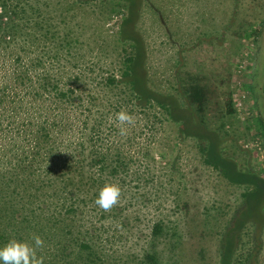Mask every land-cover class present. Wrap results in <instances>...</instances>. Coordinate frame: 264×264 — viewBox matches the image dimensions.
Segmentation results:
<instances>
[{"label": "trees", "instance_id": "1", "mask_svg": "<svg viewBox=\"0 0 264 264\" xmlns=\"http://www.w3.org/2000/svg\"><path fill=\"white\" fill-rule=\"evenodd\" d=\"M146 1L0 0V245L12 238L34 243L38 235L42 264H113L97 248L96 226L82 222L92 212L131 223L127 211L139 199L132 188L161 177L153 151L170 121L182 137L197 140L207 164L230 183L246 186L224 231L220 264L235 262L248 226L263 230L264 176L225 154L223 134L204 114L207 98L185 81L176 92L152 86L148 47L138 27ZM106 3L120 14L112 46L109 33L86 36L79 13L85 5L96 12ZM228 106L236 112L230 96ZM121 110L133 123L120 124ZM168 169L171 175L179 171L175 162ZM113 183L120 196L105 210L95 200ZM151 230L143 262L160 264L157 241L169 230L166 216ZM251 248L249 259L261 245L256 241Z\"/></svg>", "mask_w": 264, "mask_h": 264}, {"label": "rangeland", "instance_id": "2", "mask_svg": "<svg viewBox=\"0 0 264 264\" xmlns=\"http://www.w3.org/2000/svg\"><path fill=\"white\" fill-rule=\"evenodd\" d=\"M112 6L102 4L94 12L95 6L85 5L79 12L85 35L101 39L109 33L111 46L120 20ZM138 27L148 47L152 86L176 92L185 81L199 91L207 98L206 118L224 136L225 154L264 176V0H148ZM229 96L235 113H229ZM153 155L161 177L132 188L139 199L127 211L129 225L92 212L82 222L96 226L97 248L113 264H145L152 225L166 216L169 230L157 241L160 264H220L222 237L246 186L230 183L207 164L197 140L182 137L175 122L159 133ZM172 162L179 171L171 175ZM132 194L127 190L126 197ZM243 233L233 264H264V228L250 225ZM256 241L260 252L249 259Z\"/></svg>", "mask_w": 264, "mask_h": 264}, {"label": "clouds", "instance_id": "3", "mask_svg": "<svg viewBox=\"0 0 264 264\" xmlns=\"http://www.w3.org/2000/svg\"><path fill=\"white\" fill-rule=\"evenodd\" d=\"M117 120L121 125L133 123V116L121 110L117 113ZM127 129L120 128V134L124 135ZM120 187L117 184H105L99 191L95 203L107 210L111 208L119 199ZM34 243L27 240H17L12 238L5 244L0 245V264H42V257L37 256V249L43 245L42 239L37 235L32 237Z\"/></svg>", "mask_w": 264, "mask_h": 264}, {"label": "flooded vegetation", "instance_id": "4", "mask_svg": "<svg viewBox=\"0 0 264 264\" xmlns=\"http://www.w3.org/2000/svg\"><path fill=\"white\" fill-rule=\"evenodd\" d=\"M262 232V231H261ZM259 245H260V242H259ZM260 252V251H259ZM257 256V255H256Z\"/></svg>", "mask_w": 264, "mask_h": 264}]
</instances>
